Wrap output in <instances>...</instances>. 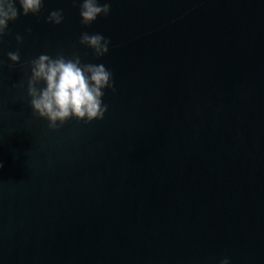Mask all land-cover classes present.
<instances>
[{
    "label": "water",
    "instance_id": "water-1",
    "mask_svg": "<svg viewBox=\"0 0 264 264\" xmlns=\"http://www.w3.org/2000/svg\"><path fill=\"white\" fill-rule=\"evenodd\" d=\"M80 3L0 38V264H264V0H110L89 26ZM42 54L111 71L102 120L33 113Z\"/></svg>",
    "mask_w": 264,
    "mask_h": 264
},
{
    "label": "clouds",
    "instance_id": "clouds-1",
    "mask_svg": "<svg viewBox=\"0 0 264 264\" xmlns=\"http://www.w3.org/2000/svg\"><path fill=\"white\" fill-rule=\"evenodd\" d=\"M42 8L43 0H0V38L7 34L10 22L21 15L38 16ZM110 10V0L102 4L99 0H81L80 22L89 26L98 17H106ZM63 20V10L58 9L49 12L45 22L60 25ZM22 40L23 37L18 34L17 43H22ZM109 43L99 33L82 32L79 37V44L91 49L97 59L108 52ZM7 57L12 62L10 68L20 63L19 50L9 52ZM24 65L28 72L26 95L29 105L37 117L47 120L50 130H57L69 119L87 124L104 118L108 109L102 99L104 90H114L112 73L104 64L82 63L78 54L70 58L62 54L55 58L42 54L24 61ZM220 264H229V260L222 259Z\"/></svg>",
    "mask_w": 264,
    "mask_h": 264
}]
</instances>
